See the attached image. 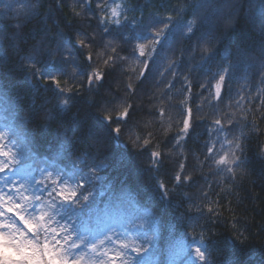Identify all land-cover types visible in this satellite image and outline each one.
I'll list each match as a JSON object with an SVG mask.
<instances>
[{"label": "trees", "instance_id": "16d2710c", "mask_svg": "<svg viewBox=\"0 0 264 264\" xmlns=\"http://www.w3.org/2000/svg\"><path fill=\"white\" fill-rule=\"evenodd\" d=\"M110 1L0 0V127L20 158L11 167L75 183V201L50 184L38 201L55 199L88 237L121 218L147 264H181L197 246L209 264H264V0H126L118 25ZM93 72L103 79L89 84ZM51 75L74 91L41 78ZM125 107L131 118H117ZM226 141L241 143L242 165L218 163Z\"/></svg>", "mask_w": 264, "mask_h": 264}, {"label": "snow or ice", "instance_id": "6c2138e0", "mask_svg": "<svg viewBox=\"0 0 264 264\" xmlns=\"http://www.w3.org/2000/svg\"><path fill=\"white\" fill-rule=\"evenodd\" d=\"M111 16L119 17L120 13L116 7L111 8ZM235 16V15H233ZM170 19V18H169ZM114 24H119L120 21L115 19L112 21ZM232 20L228 21V24H232ZM195 25V21L189 22L187 26L188 33L193 31V26ZM22 25H16V28L19 29ZM167 27V25H166ZM164 33L158 32L156 33L157 37H162ZM83 44V41H79ZM160 41L157 40V43ZM65 52L67 54L68 50ZM144 45H140V55L143 56ZM35 55H30L28 60H32ZM87 59L91 61V54L88 55ZM147 67V65H146ZM30 68L37 71L39 74V70L35 65H31ZM225 72L228 69L224 70ZM143 75V73H142ZM76 71L73 70L72 78L75 79ZM41 78H45V82L51 80L57 88L65 93L72 92L74 89L71 88H61L60 81L56 76H41ZM89 84L94 83L97 80L103 79V74L99 72H93L91 75L87 76ZM225 81V76L220 75L219 81L215 85L216 95H220L221 85ZM61 105H66L68 103L66 98L61 99ZM190 111V110H189ZM107 112V109H105ZM104 118L108 121H113L114 117L110 114H103ZM47 118V114H46ZM117 118H131V112L128 107H125L122 112L119 113ZM184 129L186 131L189 128V120H184ZM216 124L219 125L220 121L217 120ZM223 131V128L220 129ZM114 131L117 133L121 132L120 127H115ZM4 137L0 134V141H3ZM227 142V141H226ZM145 144L148 143L147 140L144 141ZM229 145L230 151L226 153L224 156L220 158L218 161L221 165H233L239 166L244 163L240 156L236 155V151H242V145L239 142H227ZM236 151H233L232 148ZM209 153L213 151V149H208ZM152 156L159 157V152H153ZM0 157H3V160H0V176L5 177L7 173L13 171V168L10 167L15 161V156L13 153L6 151L4 148V144L0 143ZM12 159H9V158ZM157 161H153L156 163ZM183 167V166H181ZM226 171L229 173H233L232 167H226ZM174 179L178 182V184L183 183V179L180 175H176ZM61 187L59 189L60 195L58 197L59 201L65 200H73L75 201L79 196L78 191L72 189L68 184H65L61 179ZM35 183L40 187L42 185V181ZM55 183V182H53ZM21 185L20 188H16L15 185ZM9 185H13V187H9ZM26 184L20 181L18 178H8L3 179V187H0V264H84L83 256L80 255L82 249L91 248L92 253H95L97 250V245L95 243L91 244L87 248H84L81 241H78L71 227L67 223H60L53 214V209L56 206L57 201L53 199L51 203L45 202L44 207L39 209V216L32 217L30 215H25V212L31 210L37 211L35 204L32 203L31 200H28L26 197L20 196L19 199L25 201L23 205L15 204L13 202V194L19 193L24 189ZM83 182L81 181L78 187H82ZM162 188H164L163 184H160ZM48 187H51L49 185ZM48 187H41V191H48ZM51 195V193L49 194ZM7 196V198H5ZM36 203H39L37 200ZM47 208L48 211H45L44 208ZM200 209H197V212L200 213ZM209 212H212L213 209L209 208ZM11 221V222H9ZM55 225V226H53ZM42 237V238H41ZM111 237L107 236L104 240H101L99 243L102 246L105 241L110 240ZM201 243L204 240L199 239ZM126 251L133 252H142L144 248L142 246H129V244L124 243L118 245L112 249L113 255L107 256L105 264H129V258L126 255ZM208 252L206 250H201V247L197 246L194 248V254L200 261V264H209L210 259L206 257L205 253ZM104 255H107L106 253ZM211 254L209 253V256Z\"/></svg>", "mask_w": 264, "mask_h": 264}, {"label": "rangeland", "instance_id": "374dc122", "mask_svg": "<svg viewBox=\"0 0 264 264\" xmlns=\"http://www.w3.org/2000/svg\"><path fill=\"white\" fill-rule=\"evenodd\" d=\"M126 2H127L126 0H111L105 6L106 15L111 20L118 19L121 22V20L125 17L127 13V3ZM114 7H116L117 10L119 11L120 13L119 17L111 16L110 9ZM0 134H2L4 137L3 141H0V143L4 144V148L6 151L13 153L15 156L14 163L18 159L20 160L19 156L15 154L16 146L9 139L7 131L0 127ZM3 159H4L3 157H0V160H3ZM9 159H12V158L10 157ZM12 165H10V167ZM8 178H18L20 181L26 184L24 186L25 190H22L19 193L13 194V202L15 204L23 205L25 201H22L21 199H19L20 196L26 197L28 200H31L32 203L35 204L37 211L33 212L31 208H29V211L25 212L24 214L30 215L32 217L39 216L40 214L39 209L44 207L45 202H46L44 200H41L39 201V203H36V201L42 195L41 187H45L46 184L47 185L50 184L52 188L57 189V191L59 192V189L62 186L60 179L65 184H68L74 190H76V187H77L75 183L63 179V177H61L58 173H55L52 170H46L40 173L37 179V182L42 181V185H40V187L35 183L33 174L31 172H25L24 169L15 171V169L13 168V171L7 173L5 177L0 176V187H3V179H8ZM9 187L11 188L13 187V185H9ZM15 187L20 188L21 185L17 184L15 185ZM5 198H7V196ZM44 210L48 211L46 207L44 208ZM52 211H53V214L56 216L55 218L60 223L62 224L67 223L69 227H71L75 238L78 241L82 242L84 248H87L93 243L97 245V250L95 253H92L91 248L81 250L80 255L83 256L84 264H105L107 256L113 255L112 249L124 243L129 244L130 247L131 246H142V243L138 239L136 233L129 231L127 229L126 223L121 218H112L111 220L104 222L102 224V228L99 233H96L94 237H88L89 234L87 233V230L85 228H82L80 227V225H77L73 222L60 219V216H58V214L56 213V210L53 209ZM107 236H110L111 239L105 241V243L101 246L99 242L101 240H104V238ZM105 253L107 255H104ZM139 254H141V252L126 251V255L129 258V264H147L143 257L141 259L138 258ZM196 258L197 257L195 256L193 252L190 260L183 261L181 264H191V261L196 260Z\"/></svg>", "mask_w": 264, "mask_h": 264}]
</instances>
